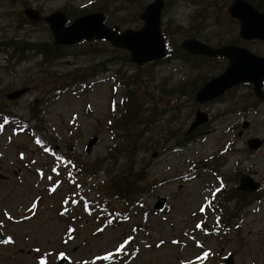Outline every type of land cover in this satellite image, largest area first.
Wrapping results in <instances>:
<instances>
[{
  "label": "rangeland",
  "instance_id": "obj_1",
  "mask_svg": "<svg viewBox=\"0 0 264 264\" xmlns=\"http://www.w3.org/2000/svg\"><path fill=\"white\" fill-rule=\"evenodd\" d=\"M207 1L193 0L195 6L180 0L164 9L162 19L173 35L168 37L170 41L179 45L184 38L196 37L208 43L195 31L210 15L206 23L219 21L220 34L232 33L222 44L243 45L264 56V42L237 37V21L234 28L219 20L216 13H211L212 6L205 4ZM97 3L0 0V26L6 27L0 28V113L14 115L8 122H2L0 116V229L10 239L0 243V264H55L61 255L72 264H198L203 259L207 264H220L227 253H231L234 264H264V199L242 209L236 208V198L222 199L235 191L239 172L259 181L258 193L264 197V145L257 151H250L246 145L250 137H264V101L252 95L249 103L253 106L231 113L226 110L230 99L242 102L252 87L238 86L218 99L199 104L194 99L197 89L221 72L215 69V61L204 66L207 73H191L175 59L136 65L129 60L128 52L109 41L58 45L68 48H61L59 55L48 60L31 51L18 58V54H11L12 48H4L7 40L53 42L48 23L29 20L25 8L38 10L42 18L61 11L69 24L84 14L103 12L96 10ZM127 14L128 9H124L122 14L113 12L107 19L105 13V21L123 30L140 28L141 21L117 23ZM206 32L213 46H220L212 42V33L218 32H212L211 26ZM101 63L118 69L124 77L137 75L142 85L152 78L157 112L166 111L154 122L150 133L161 146L153 150L150 146L155 139L145 133L143 140L147 137L149 150H138L137 158L131 160L137 168H144L146 190L123 219L117 215L123 205L120 201L100 210L96 193L107 174L113 169L118 171L123 161L122 154H117L122 131L113 121L122 112L125 91L116 86L110 72L96 80H84L87 84L81 88L65 90L70 73H90L91 67ZM23 86L31 87L27 94L17 100L7 99V93ZM165 88L181 91L169 95ZM198 109L208 114L209 123L199 127L193 141H182ZM20 118L27 127L18 131L15 122ZM243 121H248L249 127L242 129ZM31 125L39 128L38 136L41 134L50 144L48 151L36 148V140L28 130ZM172 131L180 135L178 145ZM95 135L98 141L87 153L86 144ZM54 146L79 162L93 163L94 170L97 159H102L103 165L90 177V172L79 176L81 187L77 190L73 182L78 179H67L65 175L70 167L54 163ZM153 151L158 152L155 158L151 157ZM54 164L59 166L54 168ZM90 186L93 188L89 191ZM75 195L81 196L77 203L72 201ZM160 196L167 199V205L155 211L153 204ZM89 200L91 203H86ZM60 205H67L65 213H58ZM86 206L91 213L85 211ZM112 215L116 218L110 219ZM220 217L225 218L223 224L218 222ZM225 224L226 228L220 230ZM122 246L123 250L118 251Z\"/></svg>",
  "mask_w": 264,
  "mask_h": 264
},
{
  "label": "trees",
  "instance_id": "obj_2",
  "mask_svg": "<svg viewBox=\"0 0 264 264\" xmlns=\"http://www.w3.org/2000/svg\"><path fill=\"white\" fill-rule=\"evenodd\" d=\"M119 1L121 0H98L97 4H99V7L96 10H100L106 13L107 19H109L110 16L111 17L113 16L112 15L113 12L116 14H122V11L124 9H128V14L125 17H120L117 23H121V24L139 23L140 22L139 14L143 11L146 5L144 2L145 0H122L120 2V5H118ZM179 1L180 0L166 1L164 9L168 8L169 6L170 7L173 6L174 3ZM181 1L182 2L186 1L187 3L195 5L194 3H192L193 0H181ZM216 1L217 0H209L205 4L212 6L213 10L211 11V13H216L218 15L219 20H223V22L225 23L232 24V26L235 28L236 20L228 17L227 13L223 11L224 8L231 2V0H218L217 2ZM247 1L253 4L258 10L264 11V0H247ZM111 8H113V11L111 10ZM219 9H222V12L221 10L219 11ZM204 19L207 20L203 21L201 28L197 29L195 31V34L201 39L207 41L209 44L213 45L210 41L211 38L207 37L209 32L206 33L204 32L207 26H211L212 32H216V31L218 32L221 28L220 23L219 21L213 23H206L210 20V15L204 17ZM163 20L164 21H162V31L168 45L167 46L168 55L164 59H162L163 61L167 59L178 60L184 66H186L191 73L195 72L196 70L198 72L202 71L204 73H207L205 67L207 65H210V61L216 62L215 69H220V71L224 69L227 62L225 59L207 58L200 55L189 54L185 52L178 45V43L170 41L169 38L173 35L172 32L165 25V18H163ZM0 28L6 29L4 25L0 26ZM212 34L214 35V40L212 42L215 41L217 43L216 45H221L222 43L226 42V36L231 37L232 35L231 33L225 36L220 34L219 32ZM237 37L235 36L234 38L236 39ZM4 48L6 50L12 48L11 54L12 55L18 54V58H21L22 56H24L25 53L31 51L35 54L42 56L44 60H48L51 57L52 58L55 57V55H59L58 53H60L61 48H68V47L55 45L51 41L42 42V43L41 42L31 43V42H26L25 39H22L19 41L7 40L6 47ZM123 51L127 52L126 50ZM21 61H23V59H21ZM102 65L104 64L101 63L100 65L91 67L90 73L89 72L85 74H76L73 72L70 73L69 74L70 78L69 81L66 83V86L81 83L88 76L94 77L100 72L103 71L105 72V70L107 69L106 68L107 63H105L103 67ZM113 74H114L113 77L117 78L119 86H121L125 91L124 101L122 103V107H123L122 112L118 116V119L117 120L115 119L113 121V122L116 121L117 124L116 128L118 127L122 131V135H120L118 139L121 142V146H120L121 149L120 148L118 149L117 154L118 153L122 154L123 161L120 164V169L118 171L113 169L112 171L113 173L110 172L107 174L108 176L107 180L103 181L102 184L99 185L100 190L98 191L100 192L101 195V203L103 204L102 205L103 208H107L108 205H111L114 201H120L124 205L128 206L130 204H133L134 201H137V198L145 193L146 186L143 184V181L146 179V176L144 175V168H140V169L137 168V164L135 162L134 163L131 162V160L133 157L137 158L138 150H143V151L149 150V149L146 150L147 148L146 141L148 139L146 137V140H143L144 134L147 133V136L148 135L150 136V133L153 132L154 122L158 120L161 114H164L166 112L165 110L161 112H157L155 97L153 95V91L151 90L153 88L151 85L152 78L150 83L142 85L139 82L137 75H133L131 77L124 74L126 76L124 77L120 74L118 69L114 70ZM206 79H204L201 83H203ZM165 91L169 95H176L177 92L181 90L180 89L170 90L165 88ZM251 96L252 93L249 92L246 95V99H244L242 102L239 100L230 99L231 104L226 108L227 112L231 113V112H235L236 110H243L249 104H252L249 103L250 102L249 98H251ZM165 109L169 110L171 108H165ZM171 117H172V113H169L168 120H170ZM113 122L110 123L111 126H113ZM196 130H194V132ZM172 132L174 133L173 136L175 137L174 141L175 142L180 141V135L178 134V132H176L178 136L175 133V131ZM192 133L183 136L186 142L193 140L195 134L193 135ZM150 137L155 139L152 142V145L150 146L153 148V150L161 146L159 144V140L154 138V136H150ZM102 162H104L102 159L96 160V162L94 163V167H95L94 171L102 167L103 165ZM84 166L86 167V164H84ZM227 197H229V199L236 198V202H237L236 208L242 209L260 200L261 195L258 192L246 193L235 190L232 191V194L229 193L224 194V196H222V199L226 200ZM222 220H225V218H223Z\"/></svg>",
  "mask_w": 264,
  "mask_h": 264
},
{
  "label": "water",
  "instance_id": "obj_3",
  "mask_svg": "<svg viewBox=\"0 0 264 264\" xmlns=\"http://www.w3.org/2000/svg\"><path fill=\"white\" fill-rule=\"evenodd\" d=\"M164 0H153L146 5L140 14L142 26L138 29H124L119 32L117 25L111 27L104 22L102 12H91L75 18L66 25L67 17L61 11H55L43 20L48 23V28L53 35V42L57 45H71L81 40L105 39L115 48H122L129 51L130 61L141 65L148 61L159 60L166 55V46L161 31V11ZM229 17L238 20L239 36L243 39H264V12L257 10L246 0H232L227 7ZM24 13L31 21H38L42 18L39 11L32 8H25ZM182 49L190 54L204 55L207 57H225L228 64L219 75L206 81L195 93V100L198 103L211 101L228 89L240 83L250 82L253 85V92L259 98H264L262 91V80L264 79V57L258 56L245 47L232 44H225L213 47L195 37H188L181 41ZM29 88L24 87L10 91L7 98L15 100L28 92ZM90 114L89 109L87 110ZM208 121L205 112L197 110L189 130ZM247 123L244 124V127ZM98 137L93 136L87 143L86 150L97 142ZM264 143V138L253 137L247 140L250 149L256 150ZM157 155L156 152L152 157ZM259 187L247 174H240L239 184L236 190L253 192ZM165 205V198L160 197L154 204V209L160 210ZM224 262L233 264L232 256L229 254ZM59 264H69L66 259H61Z\"/></svg>",
  "mask_w": 264,
  "mask_h": 264
},
{
  "label": "snow or ice",
  "instance_id": "obj_4",
  "mask_svg": "<svg viewBox=\"0 0 264 264\" xmlns=\"http://www.w3.org/2000/svg\"><path fill=\"white\" fill-rule=\"evenodd\" d=\"M38 143H39V141H37ZM217 191H219V189L217 190ZM203 210V209H202ZM123 250V246L121 247V249H118V251H122ZM205 256H207L208 255V253H205L204 254ZM109 257H104V259H108Z\"/></svg>",
  "mask_w": 264,
  "mask_h": 264
},
{
  "label": "flooded vegetation",
  "instance_id": "obj_5",
  "mask_svg": "<svg viewBox=\"0 0 264 264\" xmlns=\"http://www.w3.org/2000/svg\"><path fill=\"white\" fill-rule=\"evenodd\" d=\"M21 88V87H20Z\"/></svg>",
  "mask_w": 264,
  "mask_h": 264
}]
</instances>
